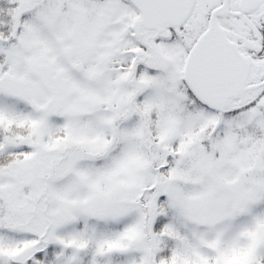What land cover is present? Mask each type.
Segmentation results:
<instances>
[{
    "label": "snow or ice",
    "instance_id": "1",
    "mask_svg": "<svg viewBox=\"0 0 264 264\" xmlns=\"http://www.w3.org/2000/svg\"><path fill=\"white\" fill-rule=\"evenodd\" d=\"M0 264H264V0H0Z\"/></svg>",
    "mask_w": 264,
    "mask_h": 264
}]
</instances>
